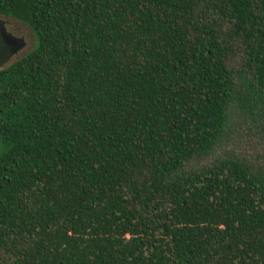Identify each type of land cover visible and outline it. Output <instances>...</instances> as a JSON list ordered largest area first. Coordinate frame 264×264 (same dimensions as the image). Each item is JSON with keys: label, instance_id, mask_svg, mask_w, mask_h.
<instances>
[{"label": "trees", "instance_id": "trees-1", "mask_svg": "<svg viewBox=\"0 0 264 264\" xmlns=\"http://www.w3.org/2000/svg\"><path fill=\"white\" fill-rule=\"evenodd\" d=\"M0 264H264V0H0Z\"/></svg>", "mask_w": 264, "mask_h": 264}, {"label": "rangeland", "instance_id": "rangeland-1", "mask_svg": "<svg viewBox=\"0 0 264 264\" xmlns=\"http://www.w3.org/2000/svg\"><path fill=\"white\" fill-rule=\"evenodd\" d=\"M2 18L6 21L8 32L13 37L21 40L24 43V46L12 60V63H14L26 57L35 50L38 41L37 35L33 28L23 21L14 18Z\"/></svg>", "mask_w": 264, "mask_h": 264}, {"label": "water", "instance_id": "water-1", "mask_svg": "<svg viewBox=\"0 0 264 264\" xmlns=\"http://www.w3.org/2000/svg\"><path fill=\"white\" fill-rule=\"evenodd\" d=\"M23 44L8 32L6 21L0 17V70L12 64L14 56L18 54Z\"/></svg>", "mask_w": 264, "mask_h": 264}, {"label": "flooded vegetation", "instance_id": "flooded-vegetation-1", "mask_svg": "<svg viewBox=\"0 0 264 264\" xmlns=\"http://www.w3.org/2000/svg\"><path fill=\"white\" fill-rule=\"evenodd\" d=\"M23 46H24V44H23Z\"/></svg>", "mask_w": 264, "mask_h": 264}]
</instances>
